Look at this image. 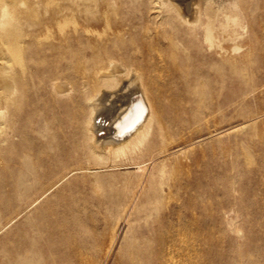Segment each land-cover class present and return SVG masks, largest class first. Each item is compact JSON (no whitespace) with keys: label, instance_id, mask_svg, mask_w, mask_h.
Masks as SVG:
<instances>
[{"label":"bare ground","instance_id":"1","mask_svg":"<svg viewBox=\"0 0 264 264\" xmlns=\"http://www.w3.org/2000/svg\"><path fill=\"white\" fill-rule=\"evenodd\" d=\"M224 2L0 0V264H103L123 226L157 216L179 191L194 197L189 188L202 180L190 168L195 146L257 136L264 113L223 122L255 91L244 63L264 42V0ZM127 90L142 99L118 124L129 133L96 139L98 115H110ZM240 150L250 167L247 146ZM162 225L144 226L155 252L142 225L135 238L123 235L116 264H196L190 239L209 233ZM87 228L95 234L81 237Z\"/></svg>","mask_w":264,"mask_h":264},{"label":"rangeland","instance_id":"2","mask_svg":"<svg viewBox=\"0 0 264 264\" xmlns=\"http://www.w3.org/2000/svg\"><path fill=\"white\" fill-rule=\"evenodd\" d=\"M213 2H215L213 5V7L215 8L218 5L223 6V8L226 7L225 2L224 4H222L223 0H213ZM202 3L203 2H201V4ZM262 19L263 18H261V20ZM254 44V51L252 52L251 56L252 60L244 64L247 67L246 73L248 74L249 78H251V82L253 84L252 86L255 91L254 93H250L246 96L245 100L241 102V104L238 106L240 108L239 110H235L233 112L230 108L227 110L226 114L228 115V117L227 120L223 122L224 127L240 123L243 119L242 116L245 115L246 111L248 110H250L253 115L264 113V42L262 39L259 38ZM260 51L263 53H261ZM240 88L243 91V86H241ZM141 101L142 99L139 94L133 93L131 90H127L124 96L112 102V113L108 115L106 111H102L97 117L98 124H100V127L98 128L99 130L96 132V139H100L102 141H107L108 139L120 140L123 136L129 133L127 129H122L121 127H119L118 124L123 119L125 114L129 110H131L135 105H140ZM238 107L236 106L235 108L237 109ZM256 123L258 125L257 136L248 133L238 135L233 134L222 137L221 144L215 142L216 139H208L207 141L198 145L199 147H194L192 151L193 153L191 155V161L193 160V162L190 163V168L192 169V177L198 176L197 178H199V180H201V178L203 180H201L199 183L201 186L198 185L197 188L196 186L190 188L188 187L190 190L189 194H193L194 197H191L190 201H186L187 198H185L184 193H182V191H179L178 196L171 199L167 203V205H165L163 211L160 214H158L157 216L152 215L146 220L142 218L141 220L132 223L131 230H134L139 225H142V240L151 241L152 243L150 247H146L148 251L152 249V251L155 252L156 248H158V245L156 243H153L155 235L147 234L145 233V231H143L145 229L144 226H159L162 229V224L166 221H169L175 227L182 226L183 224L188 225L189 230L187 234H193V232L196 231L198 228H202L206 234L209 233L210 236L208 237L207 234V238L206 236L200 238V236L198 237L197 235L196 238L195 235H193V238L190 239V242H194V248H196L198 251V255H196V257L199 256V259L197 258L196 264H257V261L258 264H264V172L262 171V169H264V117L261 118V120L259 119ZM121 130L124 133L122 137L120 136ZM198 133L199 134L195 133L194 131L191 135L185 134L181 137V139L183 142H189L192 140L194 141L199 135L205 134L203 131ZM241 144L246 145L248 148V152L251 154L253 163L250 167H247L242 161L243 156L240 150ZM195 162L199 163L197 165L198 167L195 165ZM124 168L125 169L120 168V171L126 172L128 170L127 172H130L131 176L135 171V168L133 166L128 168L124 166ZM199 170H204V172H200ZM205 175L207 176V178ZM71 177H69V180L72 179ZM182 178H184V176L180 177V179ZM211 180L212 182H210ZM258 182L261 184V186ZM103 188L104 187L102 186L101 189ZM75 190L71 189L67 193H73L74 195H76L75 193L77 190ZM253 195H255V197ZM216 196H219V200L216 199ZM203 199L205 200V204H203ZM91 201L92 204H95V200ZM87 205L91 204L88 203ZM172 209L176 211L171 214L170 211ZM189 210L191 212H189ZM92 211H90L92 215L96 216H88L92 217L95 225H102L103 214L95 213V211ZM255 217H258V219L256 218L257 220H255ZM179 219L181 220L178 222ZM261 219L262 221H260ZM258 220L260 222H258ZM212 221L214 222L212 223ZM219 222H221L220 224L222 228L220 227ZM194 225H196V227ZM123 227L118 231V242L116 240V244L112 251L113 253H110V256H108L105 260L106 263L104 262L103 264H116L114 256L118 249V246L120 245L119 241L123 235L127 236L126 238L129 239H133L137 236L138 233L136 234L131 230H126L125 232L124 230L126 229V227ZM235 230H238L240 233L238 237V234ZM224 231L225 235L223 234ZM78 234L84 238L87 236L94 235L95 232L94 228L93 230L87 228ZM222 235L224 239H222ZM258 237H260V240L258 239ZM222 241H224V243ZM216 244L218 248L216 247ZM218 244L221 245L219 246ZM103 258L104 255H99L100 262L103 260ZM216 258L217 260H215Z\"/></svg>","mask_w":264,"mask_h":264}]
</instances>
